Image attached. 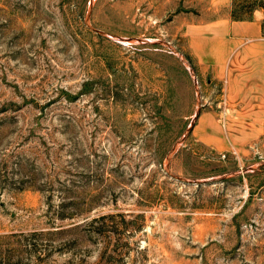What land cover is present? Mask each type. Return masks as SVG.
I'll return each instance as SVG.
<instances>
[{
  "label": "rangeland",
  "instance_id": "obj_1",
  "mask_svg": "<svg viewBox=\"0 0 264 264\" xmlns=\"http://www.w3.org/2000/svg\"><path fill=\"white\" fill-rule=\"evenodd\" d=\"M196 2L0 0V264H264L262 162L194 135Z\"/></svg>",
  "mask_w": 264,
  "mask_h": 264
},
{
  "label": "crops",
  "instance_id": "obj_2",
  "mask_svg": "<svg viewBox=\"0 0 264 264\" xmlns=\"http://www.w3.org/2000/svg\"><path fill=\"white\" fill-rule=\"evenodd\" d=\"M233 2L206 0L202 8L196 2V11L175 17L176 33L184 37L209 85L222 87L229 109L224 115L221 105L222 123L220 110L201 116L194 135L217 153L234 150L246 162L257 157L264 172V8L255 9L249 20L237 21L232 18Z\"/></svg>",
  "mask_w": 264,
  "mask_h": 264
},
{
  "label": "trees",
  "instance_id": "obj_3",
  "mask_svg": "<svg viewBox=\"0 0 264 264\" xmlns=\"http://www.w3.org/2000/svg\"><path fill=\"white\" fill-rule=\"evenodd\" d=\"M234 5H235V8L233 10V13H232V18L234 20H237V21H240V20H249L253 17V12L255 9L257 8H264V6H259V7H256V8H253L251 9L249 12H244L243 10H240L237 7V2L236 0H234Z\"/></svg>",
  "mask_w": 264,
  "mask_h": 264
},
{
  "label": "water",
  "instance_id": "obj_4",
  "mask_svg": "<svg viewBox=\"0 0 264 264\" xmlns=\"http://www.w3.org/2000/svg\"><path fill=\"white\" fill-rule=\"evenodd\" d=\"M99 32V31H97ZM101 35H104L102 32H99ZM180 143V142H179ZM175 151V148L171 151V155L174 153ZM173 179L177 180V181H182V182H185V183H188L190 185H205V184H208V183H211V181H185L183 179H180V178H177V177H173Z\"/></svg>",
  "mask_w": 264,
  "mask_h": 264
},
{
  "label": "built area",
  "instance_id": "obj_5",
  "mask_svg": "<svg viewBox=\"0 0 264 264\" xmlns=\"http://www.w3.org/2000/svg\"><path fill=\"white\" fill-rule=\"evenodd\" d=\"M222 95H223L224 99L222 98L221 103H222L223 107L225 108V113H224V115H226V114L229 113V109H228V107H227V101H226V99H225V93H224V91H222ZM254 150H255V154L258 155V154H259V151H258L257 149H254ZM232 153H233L234 155L237 154V152L234 151V150L232 151Z\"/></svg>",
  "mask_w": 264,
  "mask_h": 264
}]
</instances>
